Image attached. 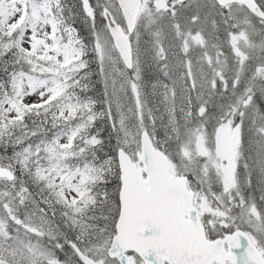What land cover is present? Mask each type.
<instances>
[{
  "label": "snow or ice",
  "instance_id": "6c2138e0",
  "mask_svg": "<svg viewBox=\"0 0 264 264\" xmlns=\"http://www.w3.org/2000/svg\"><path fill=\"white\" fill-rule=\"evenodd\" d=\"M0 264H264V0H0Z\"/></svg>",
  "mask_w": 264,
  "mask_h": 264
}]
</instances>
